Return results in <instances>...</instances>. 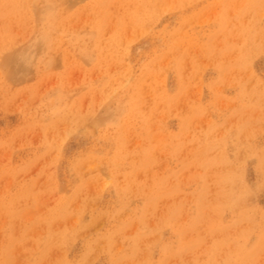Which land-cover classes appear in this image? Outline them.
I'll return each mask as SVG.
<instances>
[{
    "label": "rangeland",
    "instance_id": "rangeland-1",
    "mask_svg": "<svg viewBox=\"0 0 264 264\" xmlns=\"http://www.w3.org/2000/svg\"><path fill=\"white\" fill-rule=\"evenodd\" d=\"M0 264H264V0H0Z\"/></svg>",
    "mask_w": 264,
    "mask_h": 264
}]
</instances>
